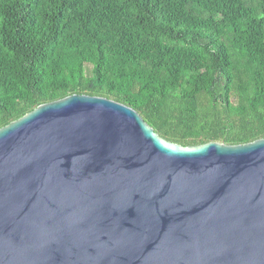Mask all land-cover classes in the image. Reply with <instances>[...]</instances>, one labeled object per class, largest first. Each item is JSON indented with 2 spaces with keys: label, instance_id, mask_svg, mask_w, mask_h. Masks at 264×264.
<instances>
[{
  "label": "water",
  "instance_id": "obj_1",
  "mask_svg": "<svg viewBox=\"0 0 264 264\" xmlns=\"http://www.w3.org/2000/svg\"><path fill=\"white\" fill-rule=\"evenodd\" d=\"M0 264H264V137L185 145L74 93L0 127Z\"/></svg>",
  "mask_w": 264,
  "mask_h": 264
},
{
  "label": "trees",
  "instance_id": "obj_2",
  "mask_svg": "<svg viewBox=\"0 0 264 264\" xmlns=\"http://www.w3.org/2000/svg\"><path fill=\"white\" fill-rule=\"evenodd\" d=\"M185 145L264 137V0H0V127L70 94Z\"/></svg>",
  "mask_w": 264,
  "mask_h": 264
}]
</instances>
